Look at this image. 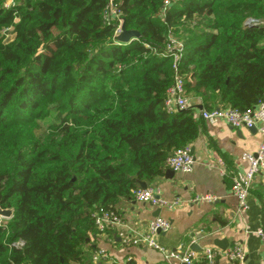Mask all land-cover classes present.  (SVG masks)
Here are the masks:
<instances>
[{
	"label": "trees",
	"instance_id": "1",
	"mask_svg": "<svg viewBox=\"0 0 264 264\" xmlns=\"http://www.w3.org/2000/svg\"><path fill=\"white\" fill-rule=\"evenodd\" d=\"M0 0V264H73L138 181L198 134L193 106H253L264 93V0ZM2 28H7L6 38ZM192 107L166 112L168 35ZM5 220L4 222H2ZM22 240L21 245L15 242ZM201 263V262H200Z\"/></svg>",
	"mask_w": 264,
	"mask_h": 264
},
{
	"label": "crops",
	"instance_id": "2",
	"mask_svg": "<svg viewBox=\"0 0 264 264\" xmlns=\"http://www.w3.org/2000/svg\"><path fill=\"white\" fill-rule=\"evenodd\" d=\"M194 115L198 134L190 144L194 157L192 170L187 173L171 170L168 175L164 171L163 175L144 181L146 185L157 186L166 200L179 201L173 208H159L158 215L166 218L170 227L156 235V241L177 256L164 257L144 245L124 246L121 243L120 230L128 234L145 233L149 220L156 216V207L129 197L119 199L115 205L121 224L104 233L92 234L89 243L81 247V259L73 264H183L179 260L181 254L192 249L201 255L204 247L216 246L213 243L216 238L225 240L226 247L239 243L245 253L243 264L264 262L263 241L257 233L264 231L261 177L256 176L251 182L246 197L248 207L243 212L238 211L237 198L230 190L232 175L248 167L242 155L257 149L260 135L245 127H232L222 120L210 123ZM204 194L214 196V200L193 201L195 196ZM96 250H102L105 257L93 261L91 255ZM200 262L199 258L191 264ZM215 264L234 262L219 256Z\"/></svg>",
	"mask_w": 264,
	"mask_h": 264
},
{
	"label": "built area",
	"instance_id": "3",
	"mask_svg": "<svg viewBox=\"0 0 264 264\" xmlns=\"http://www.w3.org/2000/svg\"><path fill=\"white\" fill-rule=\"evenodd\" d=\"M103 18L106 22H115L116 28L114 34L117 35L120 32L122 19L112 0L107 2L103 12ZM263 22V20L255 18H247L245 20V23L253 24ZM161 56L170 57L172 69V83L166 89L164 98V108L166 112L173 113L192 107L191 99L185 95L184 81L179 73V61L183 56V44L180 40H177L172 33L168 35V43L165 45ZM193 110L194 113L206 122L212 123L216 120H222L235 128H254L260 135V142L257 149L254 152H245L242 155V158L248 162V167L244 171L235 172L231 177L230 190L237 198L238 211L243 212L248 207L246 197L253 179L256 176H260L262 184L264 185V93L262 99L256 104L242 110L229 106H220L212 109L193 106ZM193 163L194 157L191 152L190 144L176 148L165 160L167 169L186 173L192 170ZM130 197L136 201L148 203L156 208L170 209L179 203L178 200L169 201L161 197L160 190L155 185H146L145 188L138 187L132 189ZM212 200H214V196L209 194L197 195L193 199L195 202ZM92 217L98 233H104L108 228L121 224L119 215L112 210L94 212ZM169 227L170 223L166 218L156 215L149 220L148 228L145 233L128 234L124 230H120L119 236L124 246L144 245L159 251L164 257H176L177 254L165 249L156 241V235L160 232L167 231ZM257 233L262 239L264 246V231L258 230ZM15 244L21 245L22 240H18ZM219 256H224L229 261L234 262V264H243L245 253L242 246L235 242L225 249H220L216 246H206L202 249L201 255H198V253L192 249H188L179 256V260L183 264H191L195 259L200 258V264H215V260ZM102 257H105V253L102 250L93 251L91 255L93 261ZM262 264H264V262Z\"/></svg>",
	"mask_w": 264,
	"mask_h": 264
},
{
	"label": "water",
	"instance_id": "4",
	"mask_svg": "<svg viewBox=\"0 0 264 264\" xmlns=\"http://www.w3.org/2000/svg\"><path fill=\"white\" fill-rule=\"evenodd\" d=\"M139 37V34L137 31L135 30H128L125 28V24L124 22L122 21L121 22V25H120V32L116 35V39L119 43H127V42H130L132 40H135ZM200 108V106H198ZM251 130H254V128H250ZM191 152H192V149H191ZM172 173L171 170L169 169H166L165 170V175H168ZM138 185L139 187L141 188H145L146 187V183L144 181H138ZM159 213V208H157L155 210V215H158ZM12 214V209L11 208H1L0 207V218H9ZM213 243L218 246L219 248L221 249H225L226 248V241L225 240H222V239H214L213 240ZM200 250V248H197V251Z\"/></svg>",
	"mask_w": 264,
	"mask_h": 264
},
{
	"label": "rangeland",
	"instance_id": "5",
	"mask_svg": "<svg viewBox=\"0 0 264 264\" xmlns=\"http://www.w3.org/2000/svg\"><path fill=\"white\" fill-rule=\"evenodd\" d=\"M11 2V0H7L6 1V4H8V3H10ZM1 32L2 33H5V34H3L2 36H4L5 38L8 36L7 34H6V32H7V28H2V30H1ZM175 37V36H174ZM176 38V37H175ZM178 40V39H177ZM0 220H2V219H0ZM5 220H3L2 222H4Z\"/></svg>",
	"mask_w": 264,
	"mask_h": 264
}]
</instances>
